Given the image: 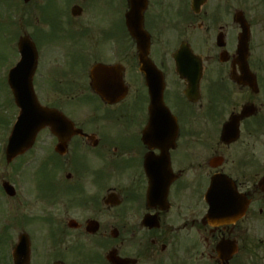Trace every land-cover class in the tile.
Here are the masks:
<instances>
[{
  "label": "flooded vegetation",
  "instance_id": "flooded-vegetation-1",
  "mask_svg": "<svg viewBox=\"0 0 264 264\" xmlns=\"http://www.w3.org/2000/svg\"><path fill=\"white\" fill-rule=\"evenodd\" d=\"M37 1L0 65V264H264V0ZM24 36L73 134L11 152Z\"/></svg>",
  "mask_w": 264,
  "mask_h": 264
},
{
  "label": "rangeland",
  "instance_id": "rangeland-1",
  "mask_svg": "<svg viewBox=\"0 0 264 264\" xmlns=\"http://www.w3.org/2000/svg\"><path fill=\"white\" fill-rule=\"evenodd\" d=\"M36 3H40V0ZM35 3V4H36ZM11 4V6H10ZM31 4H24L23 0H0V65L6 63L7 61L13 60V52L11 49L12 28L7 24H11V20L9 19L8 14L11 13V9H13L12 13L23 12L25 13V17H27V11ZM11 9H10V7ZM9 10V12H7ZM20 17V16H19ZM22 22V23H21ZM27 21H20V24L26 23ZM17 23V21H16ZM18 24V25H20ZM42 21H38V25L40 26ZM7 25V26H6ZM13 33V31H12ZM263 41V39H261ZM259 47L256 48V57H263L264 48L261 46V42H259ZM58 97L55 96V98ZM69 103V102H68ZM260 156L261 160H264V126L262 125L260 131Z\"/></svg>",
  "mask_w": 264,
  "mask_h": 264
},
{
  "label": "water",
  "instance_id": "water-1",
  "mask_svg": "<svg viewBox=\"0 0 264 264\" xmlns=\"http://www.w3.org/2000/svg\"><path fill=\"white\" fill-rule=\"evenodd\" d=\"M26 1H28V0H26ZM247 41H248V37L245 38V41L243 42V46L240 45V47H239V54L241 56H243L240 61L245 62V67H247V55H248ZM20 46H21V49L23 51L22 52V54H23L22 63H25V61L29 60L28 57L30 58V53L28 50L31 49L32 45H30L31 46L30 47V46L26 45L25 43H21ZM33 57H34V54H33ZM245 70H248V68ZM29 86L30 87L32 86L31 80L29 82ZM18 95H19L20 106L22 109V114L20 116V121H21L20 125H22L23 122L27 119H33V118H35V119L39 118V119H43V120H44V118L46 120L56 119L52 113L50 115L47 114L45 117L44 116L39 117V113H41V111L39 110V108L37 106L34 105V102H35L33 100L34 95H32L31 92L30 93H25V92L19 93Z\"/></svg>",
  "mask_w": 264,
  "mask_h": 264
}]
</instances>
